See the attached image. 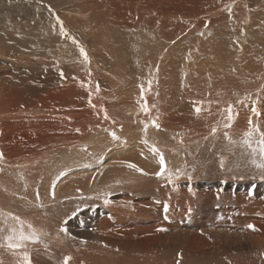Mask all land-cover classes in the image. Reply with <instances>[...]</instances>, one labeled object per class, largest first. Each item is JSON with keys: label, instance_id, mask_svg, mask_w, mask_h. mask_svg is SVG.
<instances>
[{"label": "rangeland", "instance_id": "obj_1", "mask_svg": "<svg viewBox=\"0 0 264 264\" xmlns=\"http://www.w3.org/2000/svg\"><path fill=\"white\" fill-rule=\"evenodd\" d=\"M138 1L0 0V264H264V0Z\"/></svg>", "mask_w": 264, "mask_h": 264}, {"label": "bare ground", "instance_id": "obj_2", "mask_svg": "<svg viewBox=\"0 0 264 264\" xmlns=\"http://www.w3.org/2000/svg\"><path fill=\"white\" fill-rule=\"evenodd\" d=\"M53 1V0H52ZM49 2V1H48ZM47 3V2H46ZM57 3V2H56ZM54 4V3H53ZM52 4V5H53ZM141 4V0H139L138 1V3H137V5H136V7H139L138 5H140ZM208 4V3H207ZM51 6V5H50ZM57 6L58 7H60L61 8V4H57ZM200 6L201 7H203L204 8V6H205V4L203 3V4H200ZM62 7H64V5L62 6ZM65 8V7H64ZM190 9V8H189ZM192 10H196V9H193V8H191ZM146 10V9H145ZM66 11V10H65ZM150 13H153V14H155L156 13V11L153 9V8H151V11H149ZM48 13V12H47ZM62 13V12H61ZM147 13V12H146ZM149 13V14H150ZM63 14V13H62ZM148 14V13H147ZM152 14V15H153ZM160 14V13H159ZM197 14V13H196ZM161 15V14H160ZM198 15V14H197ZM197 15H195V17H189L187 20H185L184 22H181L180 24H173V22L172 21H170V20H168L166 17H164V15L163 16H160L159 18H155V19H153V20H149L148 22H145L144 23V25L148 28L149 26H157L158 27V30H161V28L162 27H164V26H171L173 29L174 28H176L178 25L179 26H184L185 28H190V25H191V22H193V21H196V22H199V21H201L202 20V18L200 17V16H197ZM155 16V15H154ZM52 18V17H51ZM205 18V17H204ZM59 22L57 23V25H63V22H62V20H63V17L62 16H60L59 18ZM203 22H202V25H201V27H204V26H206V25H209V22L207 21V18H205L204 20H202ZM226 21V20H225ZM223 22V21H222ZM227 23V22H226ZM226 23H223V24H226ZM49 24V23H48ZM194 24H195V22H194ZM228 24H229V22H228ZM233 23H231V25H232ZM197 25V24H196ZM231 25H228V26H231ZM153 26V27H154ZM227 26V27H228ZM225 26L223 25V28H224ZM233 28V27H232ZM165 29V28H164ZM256 29V28H255ZM175 31V30H174ZM232 31V30H231ZM160 32V31H159ZM178 32V31H177ZM53 34H56V35H59V39L55 42V44L56 43H60L61 44V47L62 48H66V53H67V51H68V49H69V45H70V47L72 48V50H74L75 51V49L78 47V45H76V44H74L73 42V45H71V41H70V39L71 38H73V37H71V38H69L68 36H67V34H66V36H64V39H66L65 41H63V40H61V38H60V33L59 32H52ZM161 34V33H160ZM177 34H179V33H177ZM181 34V33H180ZM172 35V34H171ZM234 37V36H233ZM179 39V38H178ZM176 34L174 33L173 35H172V38L170 39V41L172 42V41H175L176 42ZM174 42V43H175ZM173 43V42H172ZM173 43V44H174ZM196 43V42H195ZM126 46H127V49L124 51L125 53H126V58L124 59L125 60V65L128 67V68H130V69H135V66L137 67L138 65L137 64H139L137 61H131V60H129V58L130 57H133L132 55V52H131V48L128 46V44H126ZM196 46V45H195ZM217 44L215 45V47H216V49H218L217 48ZM201 47H204V46H202V43H201ZM200 47V48H201ZM174 48V47H173ZM178 48H181V47H178ZM199 48V49H200ZM206 48V47H205ZM204 48V49H205ZM213 48V47H212ZM188 51V50H187ZM218 51V50H217ZM22 52V51H21ZM62 53H63V51H61ZM202 52V51H201ZM213 52V51H212ZM215 52H216V50H215ZM57 54V56L59 57V55H58V52L56 53ZM71 54H73L72 52H68L67 53V56H65L64 58H59V60L57 59L58 57H54L53 56V61H54V58H56L57 59V61H62V62H65V60H68V58L70 57V55ZM115 54H117V53H115ZM110 55V54H109ZM113 55V54H112ZM178 55V54H177ZM212 55H214V54H212ZM212 55H211V53H210V51H206V49L204 50V52H203V60H202V62H201V64H199V66H198V68H197V70H198V72H200L202 75H205L203 72H204V67L206 66V67H210L208 64H207V62L205 61V59H207L208 58V56H210V59L212 58ZM184 56V55H183ZM201 58V57H200ZM201 58V59H202ZM198 59V58H197ZM251 59V58H250ZM173 60H175V59H173ZM223 60V59H222ZM221 60V61H222ZM177 64V63H176ZM179 64V63H178ZM49 65V64H48ZM47 65V66H48ZM62 65V64H61ZM64 65V64H63ZM180 65V64H179ZM53 66V65H52ZM223 66V65H222ZM54 67V66H53ZM186 67V66H185ZM214 66L212 65V68H213ZM133 69V70H134ZM216 69V68H215ZM194 70H195V68L193 67V66H190V69H189V71H191V74H192V72H194ZM223 70V69H222ZM222 70H219L220 71V73H221V71ZM224 70H226L225 68H224ZM52 71V70H51ZM216 71V70H215ZM196 72V71H195ZM128 73V72H127ZM180 73V72H179ZM224 73V72H223ZM176 74V73H175ZM200 74V75H201ZM210 74V73H209ZM226 74V73H225ZM231 74H232V72H231ZM235 75V74H234ZM226 76V75H225ZM224 76V77H225ZM229 76V75H228ZM183 78V77H182ZM181 78V79H182ZM240 78V77H239ZM54 81H56V82H58V81H60V79L59 78H55V79H53ZM184 80V79H183ZM191 80V79H190ZM201 81H205L202 77L201 78H199V79H196L195 80V84H196V86H197V88H198V85H200L201 84ZM55 82V83H56ZM135 82V81H134ZM206 83V82H205ZM175 84V83H174ZM176 85V84H175ZM206 85V84H205ZM192 86V85H191ZM193 86H195V85H193ZM57 87V86H56ZM202 87V86H201ZM108 88V87H107ZM170 88V87H169ZM204 89H206V88H204ZM170 93V92H169ZM112 95V94H111ZM112 97V96H111ZM113 98V97H112ZM163 98V97H162ZM174 100V99H173ZM107 101V100H106ZM112 102V101H111ZM195 103V102H194ZM111 105V104H110ZM78 115H80V114H78ZM127 115H130V114H127ZM41 117V116H40ZM50 117V116H49ZM73 117H74V115H73ZM107 117V116H106ZM51 119V118H50ZM113 120V119H112ZM123 121H124V119H123ZM235 121V120H234ZM56 124V123H55ZM162 124V123H161ZM50 126H53V125H50ZM60 127V126H59ZM58 127V128H59ZM90 127V126H89ZM165 128H167V127H165ZM140 133V132H139ZM72 134V133H71ZM72 135H74V134H72ZM76 135V134H75ZM66 136H68V135H66ZM4 138V137H3ZM60 138V137H59ZM69 138V137H68ZM70 139V138H69ZM6 140V139H5ZM40 140V139H39ZM37 141L36 143H35V145H37V144H40V141ZM67 140V139H66ZM4 141V140H3ZM43 143H41L40 145H42ZM56 144H58V143H56ZM65 144V143H64ZM45 146V145H44ZM59 146V145H58ZM77 146V145H76ZM36 147V146H35ZM43 149V148H42ZM41 150V149H40ZM39 151V150H38ZM15 152H16V150H15ZM25 152H27V151H25ZM35 153V152H34ZM43 153H44V151H43ZM25 154V153H24ZM38 154V153H37ZM42 154V153H41ZM40 154V155H41ZM5 155V154H4ZM7 155V154H6ZM26 155V156H25ZM24 156L25 157H27V158H30L29 160H31L32 158H33V156L35 155V154H33L31 151H29L28 153H26ZM16 157V156H15ZM17 160V159H16ZM28 160V161H29ZM26 159L23 161V162H28ZM17 162V161H16ZM21 164V163H20ZM24 165V164H23ZM129 175H131V174H129ZM25 210H27L28 212L30 211L28 208H26ZM35 210V209H34ZM6 217V216H5ZM17 217V216H16ZM29 218V217H28ZM152 219V218H151ZM5 221V220H4ZM17 221V219H15L14 220V222H16ZM16 223H18V221L16 222ZM4 224V223H3ZM33 223H29L28 224V226H32L33 227ZM35 225H37V224H35ZM39 226V225H38ZM164 227V226H163ZM168 228V226H165V228ZM162 228V227H161ZM165 228H163V230L165 229ZM171 228V227H170ZM45 229V228H44ZM43 229V230H44ZM35 230H38V228L37 229H35ZM42 230V229H41ZM40 230V231H41ZM42 230V231H43ZM170 230V229H169ZM168 229H167V231H169ZM1 232V231H0ZM170 232V231H169ZM43 233H44V231H43ZM26 235V234H25ZM47 235V234H46ZM164 237L166 236V238H168V239H175V238H177V237H179V238H181V236H182V234H179V235H175V234H172V235H169V236H167V234L166 235H163ZM54 238V237H53ZM58 240V239H57ZM25 241V240H24ZM162 243V242H161ZM177 243V242H176ZM178 246V245H177ZM176 247V246H175ZM177 248V247H176ZM108 252V251H107ZM39 253H41V252H39ZM109 253V252H108ZM37 255V254H36ZM42 256V255H41ZM50 256V255H49ZM58 256V255H57ZM34 257H35V255H34ZM37 257V256H36ZM5 258H7L6 256H5ZM19 259V258H18ZM18 259H16V260H14L13 262L15 263V264H20V262L21 261H19V262H17V260ZM36 259H38V258H36ZM41 259V258H40ZM40 259H38V261H36L35 260V258H34V260H31V262H30V264H42L41 262H43L42 260L40 261ZM54 259V258H53ZM214 260H219V259H214ZM221 260V259H220ZM52 261H55V260H52ZM232 261L234 262V264H241V260L237 257H235V258H233L232 259ZM51 262V261H50ZM53 263V262H52ZM48 264H49V262H48Z\"/></svg>", "mask_w": 264, "mask_h": 264}, {"label": "snow or ice", "instance_id": "obj_3", "mask_svg": "<svg viewBox=\"0 0 264 264\" xmlns=\"http://www.w3.org/2000/svg\"><path fill=\"white\" fill-rule=\"evenodd\" d=\"M81 53L84 54V58H85V60H87V59H88V58H87V54L84 53V50H83L82 48H81ZM228 111L230 112V111H231V108H229ZM197 112H199V109H197ZM214 131H215V130H214ZM247 135H251V133H248ZM261 135L264 136V133H262ZM145 142H146V141H145ZM244 143H245V144H248L249 146H251V142H250L249 140H245ZM259 145H260V147H259V151H260V153H261L262 155H264V139H261V140L259 141ZM152 151H153V152H158V149H156L155 147H153V148H152ZM253 151L255 152L256 149H253ZM159 162H160L161 165H164V159H163L162 154H161V158H160V161H159ZM253 163H256V161H253ZM128 166H129V167H136V166L133 165V164H129ZM257 167H262V168H264V163L257 164ZM138 170H139V169H138ZM163 170H164V169L161 168V172H163ZM157 175H160V173H157ZM165 211H167V208H165ZM16 219H18V218H16ZM248 227H249V228H253V230H256V229H254V226H252V225H249ZM15 233H16V230L13 229V234H12V235H9V236L7 237L8 241H9V244H8V247H9V248H19V247H21L20 244H18V243H14V242H13L15 239H17ZM18 239L21 240V241H23V240H38V237H36L35 235H33V236H25L24 233H23V231H21V232L19 233ZM25 259H26V260L28 259L27 254H25ZM69 259H71V258H70V257L66 258L64 264H67V261H68ZM29 264H30V261H29Z\"/></svg>", "mask_w": 264, "mask_h": 264}]
</instances>
